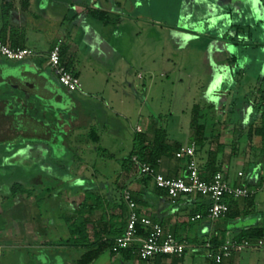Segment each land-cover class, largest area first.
<instances>
[{"label": "crops", "instance_id": "crops-1", "mask_svg": "<svg viewBox=\"0 0 264 264\" xmlns=\"http://www.w3.org/2000/svg\"><path fill=\"white\" fill-rule=\"evenodd\" d=\"M141 1L0 0V41L35 52L34 57L21 62L9 61L0 54V70L10 68L25 73L21 79H11L0 85V91L7 88L0 94V148L6 147L1 152L5 159L0 161L14 155L15 162L22 161L21 167L26 168L23 162L34 157L48 160L51 152L47 142L52 143L53 139L48 121L50 117L52 122L56 120L51 114L45 118L35 113L32 99H54L63 103L67 100L71 108L60 116L61 129L72 142L60 145L59 171L64 180L80 178L69 181L71 197L83 195L79 207L87 193L96 195L97 186L99 195L96 196L114 203L121 200V191L106 182L109 180L104 174L107 163L93 164L99 160L97 155L106 144V137H116L113 115L123 119L125 127H130L135 134L148 132L151 124L147 121L144 126L139 123L135 127L128 109L136 107L142 118L144 102L139 105L140 98H137L139 80L153 70L149 68L145 73V59L138 53L129 59L126 52L129 35L140 33L143 26L152 30L161 26L159 20L137 13ZM5 4L11 10L4 30L2 7ZM170 4V11L184 17V24L172 26L180 45L188 47L191 42L201 43L203 72L192 80L193 85L188 88L190 97L201 100L205 95L199 88L203 86L205 90L210 89L207 93L213 99L220 100L210 97L206 101H191L190 115L185 116L182 125L188 130L186 136L181 141L170 140L180 143L182 148L194 143V110L199 108L200 114L208 118L201 122L209 123L214 129L203 148L196 146L200 170L208 162L209 153H216L221 145L224 149L217 152L213 167L218 168L230 184L244 186L254 193L249 199L230 200V215L211 220L205 215L210 206L208 198L194 195L173 202L165 191L158 189L153 178L141 176L138 170H124L132 175L127 187L122 189L133 192L139 213L174 234L178 241L187 243V252L183 258L162 256L142 261L137 256L108 250L92 264H186L188 258L194 257V261L202 251L207 264H215L207 258L208 245H212L215 237L224 234V243L229 239L239 240L254 230L264 233V153L261 139L249 133L251 126L259 121L256 108L264 99V0H170ZM97 11L118 17L117 24L105 25L93 15ZM57 45H61L63 63L82 82L79 92L67 91L48 66L49 54ZM133 87L138 100L133 95L129 99L128 89L132 91ZM235 99L237 104L231 111L229 106ZM117 100L120 109L116 110L113 106ZM93 131L98 141L90 137ZM106 156H110L111 161L125 160L109 153ZM101 160L106 161L105 158ZM119 165L117 173L123 172ZM185 170L186 164L176 158H163L157 168L158 173L171 178L183 176ZM24 186L27 191L42 194L38 188ZM4 189L9 195L7 199H13L15 206L1 209L0 205V264H78L81 249L65 243L71 238L67 222L76 209L71 200L62 195L63 189L60 188L62 211L59 221L55 222L59 226L57 235L49 231L47 217L43 216L35 196L26 193L14 197L12 186ZM102 214L98 211L92 217L99 221ZM197 215L203 218L192 221ZM106 225L108 221L94 224L99 230ZM260 240L264 241V237ZM242 253H234L222 264H264V246Z\"/></svg>", "mask_w": 264, "mask_h": 264}, {"label": "rangeland", "instance_id": "rangeland-1", "mask_svg": "<svg viewBox=\"0 0 264 264\" xmlns=\"http://www.w3.org/2000/svg\"><path fill=\"white\" fill-rule=\"evenodd\" d=\"M171 5L170 0H143L137 8V13L139 15L159 20L161 26H156L153 30L152 28H146L143 26L141 27L140 33H132L129 35L126 51L128 52L129 59L131 60V56L138 53L139 57H144L145 59V73L149 68L153 70H151L150 73L147 72L142 81L139 80L140 87L138 90L139 96L137 98H140L139 105H141V102H144L142 118L138 115V112H136V107L129 106L128 109L135 127L139 125V123L144 126L147 121H151L150 125H152L155 121L159 128H163L168 132L170 138L181 141L188 132L186 126L182 125L185 122V116L190 115L189 107L191 101H193V103L201 100L206 101L210 99L211 95L208 94L210 93V89L208 91L201 86L199 89H203L202 94L205 96L200 97L201 100H199V98L195 99L190 97L191 94L189 93L188 88L193 85L192 80L197 78L203 72L201 66V48L199 47L201 46V43L191 42L188 47H182L180 45L181 41L176 38V33L172 29V26L177 23L184 24V17H180L178 13L174 14V10L173 12L170 11L169 6L171 7ZM153 58L157 59V61H153ZM114 85L116 87L117 84L114 83ZM5 90H7V88L1 89L0 94H3V91ZM128 93L129 99L132 98V95L134 96V99L136 98V88L133 87L132 91L131 89H128ZM211 99L214 101H220L217 97L214 99L211 97ZM36 100L37 99L33 98L32 102L34 103ZM66 101L67 100H65V102ZM118 102L119 100H117L113 106L116 110L120 109ZM66 103L68 104L66 110H68L71 106L68 102ZM184 111L186 113H184ZM58 114L60 115V113L57 112L56 116H58ZM47 117L48 116L45 115V118ZM50 118L48 121L49 124L51 126L53 124L56 126L58 120L56 119V123H53ZM236 118L237 117L235 116V120ZM82 119L83 121L85 120L83 116ZM68 123H70V121ZM113 123L116 137H111V139L110 137H106V144L103 145L101 149L102 151H99L97 155L99 156V160L93 162V164L102 166L103 163H107V167H104V174L107 179H111V181L108 180L106 182L111 185L110 187L116 186L118 190H120L124 186L127 187V181L131 179L132 173L127 174L124 170L121 173H117V171L120 170L119 164H122L124 160H120V162L111 161V157L106 155L109 153L115 155L118 159H125L134 147V136L136 134L130 127H125V121L123 119L120 120L117 115H113ZM120 123L123 125L122 127H120ZM115 125L117 126L115 127ZM57 126V130L54 131L55 134L52 137L53 139L50 140L53 144L47 142L49 145L47 148H49L51 152L48 160L41 157H34L33 159L23 162L26 164V168L21 167L22 161L15 162L16 158L14 155H12V157H6L7 160L5 161H0L1 209L8 208L9 206L12 208L15 206L13 199H7L9 198V195L4 188L8 189V187L13 186L16 183L22 184L23 187H25V184L38 188L39 191L42 192V194H35L38 198V207L42 210L43 216L47 217L49 231L52 232L51 234L55 235L59 234V226L57 224L55 225V222L59 221L60 213L62 211L60 210V188L63 189L62 195H64V198H68V200H71L74 204V209L78 210V202H82L83 200L82 194H79L80 197L77 196L74 199L71 197L69 191L72 188L69 181L80 180V178H68L69 180H64V178L60 177V145L63 143L69 145L72 140L69 136L67 137L66 132L61 129L63 127L61 124ZM65 126H67V124H65L64 127ZM54 129L55 127H53V130ZM43 134H45V132H43ZM46 140L49 141V138ZM5 148L6 147L0 148V159L3 158L1 152H4L3 150H5ZM106 151H108L107 154ZM12 158L14 161L9 160ZM104 158L106 161L101 160ZM3 159H5V156ZM133 169L136 170L135 168ZM82 180L83 179H81V181ZM87 181L89 180L87 179ZM96 189L99 191L98 186ZM98 191H96V195H99ZM101 195L104 196V194ZM117 195L119 196L118 193ZM201 253V255L196 256V259H194L195 262L193 261L194 257H191L187 259L186 264H207L205 252L202 251Z\"/></svg>", "mask_w": 264, "mask_h": 264}, {"label": "built area", "instance_id": "built-area-1", "mask_svg": "<svg viewBox=\"0 0 264 264\" xmlns=\"http://www.w3.org/2000/svg\"><path fill=\"white\" fill-rule=\"evenodd\" d=\"M0 54L5 59L14 62H21L35 56V52L31 49L12 47L2 41H0ZM48 66L67 91L71 93L81 91L82 82L80 78L62 61L61 45H57L50 52ZM177 156L178 158L190 159L185 174L181 177L168 178L158 173L150 165L140 163L136 158H134V162L139 174L153 178L156 186L165 191L173 202L182 197L194 195L208 198L210 206L207 216L211 220L226 218L230 214V200L249 199L254 193L244 186L230 184L220 172L209 181L202 179L200 167L196 161L195 143L183 148ZM123 197L129 209L127 228L123 236L115 239L112 252L120 254L125 250H133V253L142 261L162 256L183 258L188 249L187 243L178 241L174 234L166 232L161 225L154 223L146 216H142L129 190L123 192ZM202 218V215H197L192 221ZM139 227L148 231L146 236L139 235ZM263 246V240L229 239L218 248L211 244L208 245L207 258L215 264H222L234 253H242Z\"/></svg>", "mask_w": 264, "mask_h": 264}, {"label": "trees", "instance_id": "trees-1", "mask_svg": "<svg viewBox=\"0 0 264 264\" xmlns=\"http://www.w3.org/2000/svg\"><path fill=\"white\" fill-rule=\"evenodd\" d=\"M11 7L5 4L2 7V18L5 27L8 25V18L10 15ZM93 15L99 19H101L105 25H113L115 26L118 21V17H112L110 14H106L104 12H94ZM70 69V68H69ZM262 99V98H261ZM237 104V100L235 99L232 104L229 106L231 111L234 109ZM227 106L224 107L226 111ZM199 108L194 110V126L193 131L195 133L194 143L196 146L204 147L209 140L208 134L213 133L212 128L209 127V123H202L201 119L206 118V115H201L199 112ZM257 114L259 115V121L255 126H251L249 133L252 136H256L261 139L262 142V152L264 153V99L261 100L258 107L256 108ZM233 113V112H227ZM154 121V120H153ZM212 121V120H210ZM54 123V122H53ZM56 123V122H55ZM59 125V124H57ZM54 124L50 125V130L54 135V131L57 130ZM53 130V131H52ZM91 138L96 139L98 141L99 137L95 131L90 134ZM193 143V142H192ZM182 146L178 142H172L170 140L169 134L163 128H159L157 123L154 121L152 125L148 128V132L146 133H137L134 137V147L127 159L123 161L122 169L129 172L133 168L137 170V166L134 162V158H136L140 163L148 164L153 167L156 171L159 166L160 161L163 158L169 159H179L186 164V168L190 162L189 158H178V154L182 151ZM224 148L220 145L218 146V151H222ZM217 151V152H218ZM217 152L209 153L208 162L201 168L200 173L201 177L204 180H211L217 173H219V169L213 167L217 160ZM167 177V176H166ZM171 178V177H168ZM151 180V177H149ZM159 189V188H158ZM129 190V189H125ZM124 189H120L121 191V200L118 203H114L113 201L108 202L103 200L100 196H96L92 193H87L85 201L79 207L78 210L74 211V216L70 217L67 222L69 233L71 238L65 243L70 247L81 249L82 255L79 257L78 264H92L96 261L105 251L110 250L112 252V247L114 245L115 239L123 236L126 228L127 221L129 217V209L126 201L123 197ZM161 190V189H160ZM132 194V198L137 204V199L134 196L133 192L129 190ZM163 191V190H162ZM28 194L29 196H35L34 192L27 191L23 187L22 184L16 183L12 186V194L14 197ZM36 197V196H35ZM38 198L36 197V200ZM98 211H102L99 221L92 217V214ZM208 215V212L207 214ZM230 215V214H229ZM228 215V216H229ZM109 217V219H108ZM108 221V225L104 229L97 228V222L102 224L103 222ZM94 227H91L92 225ZM146 229H141L139 227V235L146 236ZM264 237L263 232H259L257 230L245 233L242 235L239 240L250 239V240H260ZM224 234L220 237H215L212 240V245L217 248L219 245L223 243ZM113 253V252H112ZM122 253L129 255V257H136L133 253V250H125Z\"/></svg>", "mask_w": 264, "mask_h": 264}, {"label": "water", "instance_id": "water-1", "mask_svg": "<svg viewBox=\"0 0 264 264\" xmlns=\"http://www.w3.org/2000/svg\"><path fill=\"white\" fill-rule=\"evenodd\" d=\"M23 72L15 70V69H10V68H3L0 70V79L2 82L0 85L8 83L11 79H21L24 77ZM67 103L63 102H57L54 99H37L34 103L32 102L31 107L37 114H43V115H48L51 114L53 119L58 120V124L62 123L61 120V115L63 112L66 111ZM59 112L60 115L56 116V113Z\"/></svg>", "mask_w": 264, "mask_h": 264}]
</instances>
